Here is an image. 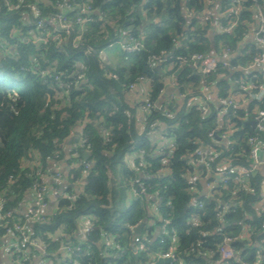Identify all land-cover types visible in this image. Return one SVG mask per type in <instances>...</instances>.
I'll return each mask as SVG.
<instances>
[{"label": "trees", "instance_id": "16d2710c", "mask_svg": "<svg viewBox=\"0 0 264 264\" xmlns=\"http://www.w3.org/2000/svg\"><path fill=\"white\" fill-rule=\"evenodd\" d=\"M139 1L22 0L16 10H10L5 1H0V199L4 210H12V217L8 219L11 225L14 222L26 223V216L19 212L25 196L31 192L33 184H46L43 177L54 175L49 164L63 159L62 145L75 126L83 125L82 135L86 139L76 151L77 158L73 155L67 160L74 164L78 161L82 166L89 163L83 192L76 197L70 190L61 193L46 221L32 222L29 229L32 239H41L46 244L47 253L60 257L55 264H70L58 253L61 241L79 247L72 256V262L76 264H147L155 261L156 253L166 249L174 233L178 239L176 253L182 264H208L204 255L212 254V261L218 260V247L224 238H235L245 224L254 229L253 242L264 237L261 229L264 211L256 207L264 180L258 169L248 179L252 192L236 183L232 175L226 182H217L210 197L193 193L187 181L191 171L188 163L197 159L195 152L203 147L210 149L212 156L206 161V166H198L202 172H218L224 164V169L250 166L248 139L255 136L264 143V133L244 124L243 117L253 119L254 105L264 109V103L252 100L245 111L233 108L219 123L218 110L209 102H206L209 107L207 113H202L197 106H186L190 97L200 96L197 89L200 76L190 66H185L172 71L179 92L185 95L183 105L168 114L154 107L146 118L145 130L139 133L129 107L123 103V91L143 77L151 82L148 97L156 103L163 84L154 66L156 59L152 57L160 56L162 51H173V55L182 57L193 53L208 56L210 53L209 41L205 38L209 25L192 19L186 39L182 40L185 35L181 31L185 24L182 7L191 13L201 12L209 4L208 0H148L144 5L147 14L154 13L159 20H150L142 33L138 32L140 20L136 8H132ZM65 3L70 4L72 10H63ZM239 3L241 8L236 26L231 32H223L216 40L230 51L240 50V55L232 62L233 66H249L254 57L260 55L261 49L240 43L243 34L250 29L248 23L252 22L255 9L260 7L264 12V0H240ZM30 5L39 9V18L58 13L67 16L69 33L54 39L56 31L37 26L38 18L33 15ZM84 6L91 8V13L85 16H92L94 21L79 35L74 47L80 24L75 20L76 13ZM234 6V3L231 6L227 3L222 6L223 11ZM129 7L132 11L126 14ZM96 10L115 19L118 27L95 21L93 13ZM129 26V34L134 39L139 34L144 36L143 47L134 54L125 55L127 66L112 68L99 59L98 52L117 41L121 31ZM14 30L20 32L16 37L13 36ZM178 41L181 42L179 47L176 46ZM87 48L95 53L87 55ZM77 64L83 67L84 76L79 86H75ZM225 74L226 68L219 63L205 81L207 86H215L218 97L229 99L232 90L223 78ZM261 78L259 76L258 80ZM68 82L72 85L65 87ZM248 109L251 110L248 112ZM156 121L168 126V135L175 139L174 148L165 155L153 152L155 148L150 145L147 135V130ZM231 124L235 125L232 131L229 129ZM104 131L107 132L105 137ZM84 150L89 154L86 162H82ZM139 150L145 152V164L139 165L138 159L135 164L149 174V178L141 180L148 186L145 193L127 204L128 180L138 178L123 161L127 153ZM82 166L77 170L71 166V181L80 177L84 171ZM55 185L58 186L52 184ZM196 185L199 189L198 182ZM150 195L155 197L157 214L152 217L154 223L148 230H157L159 235L152 243L148 241L151 237L145 240L140 236L147 247L137 252L132 247L129 227L147 219V197ZM194 198L195 203L192 204ZM230 199L236 204L233 211L217 218L218 205L222 201L227 204ZM198 202L203 204L201 210L196 207ZM88 214L95 217L92 221L94 228L85 241H78L73 236L77 220ZM193 216L198 218L197 225H191ZM215 230L221 234L213 233ZM203 233L206 234L203 236ZM2 235L3 228L0 227ZM106 235L111 236L110 243L106 242ZM160 239L163 243H159ZM246 242L239 239L232 242L241 256L248 249ZM252 257L247 260L252 262ZM166 264L178 263L171 261Z\"/></svg>", "mask_w": 264, "mask_h": 264}, {"label": "crops", "instance_id": "0c3cea01", "mask_svg": "<svg viewBox=\"0 0 264 264\" xmlns=\"http://www.w3.org/2000/svg\"><path fill=\"white\" fill-rule=\"evenodd\" d=\"M147 1L148 0H140L138 5L136 6L132 5L133 9L136 8L135 11L137 12L139 16V20H140V23L138 25L139 33H142L145 25L149 23L150 20H154V22L159 20V18L155 17L154 13H151V15L147 14V10L144 8V5ZM184 1L186 0H182V2ZM222 4L227 5V2L223 3V0H213L211 3L206 4V6L203 8L201 12H192V13L188 12L185 7H182L181 12L185 19V24L181 28V31L185 35L184 38H182V40L188 37L186 32L190 29L189 25L192 19H195V20L198 19L197 17H195V15H199L201 17L205 16L208 18L206 22H203L204 24L209 25V30L207 34L205 35L206 36L205 38L209 41V46H210V53L208 56L213 58L217 64L221 63L223 67L226 68V74L223 76V78L226 79L227 83L230 85V89L232 90L230 92L231 94H234V99L236 98V101H235L236 104L231 105V106L233 108H237L240 110L242 109L245 111L247 110L249 103L252 102V100L254 101H257V100L252 99L250 97L251 96L250 93H252L251 89H248L249 93L247 94L246 97L242 96L240 85L247 83L248 81H253V82L257 81L259 78V75L262 74L264 67L253 66L249 68L248 66H233L232 62L233 60L237 59V57L240 55V50L234 51V52L233 51L228 52L227 48H225L224 45H222L216 40L218 36L223 33L221 26L225 23L224 18H223V7H222L223 5ZM131 11L132 9H130L129 7L127 10H125V13L129 14ZM90 13L91 12H89L88 14ZM93 14L96 17L95 21L98 20L102 23H106L116 28L119 25V23L115 19H111L108 15H105L104 13H101L98 10L94 11ZM24 19H27V18L25 17ZM129 19L132 21V18L129 17ZM198 20L200 21V19ZM93 21L94 20L91 16V18L88 17V21L80 22L77 28L78 35L75 37V39L77 38V40H79L80 38L79 35L80 34L82 35L83 31L85 29H88V27L92 25L91 23ZM259 26L260 24L258 23L257 19L253 17L252 22L250 21L248 23V27H250V29L248 30V32L243 34L242 42L240 43V45L243 44L242 46H244L248 44L249 46H257L253 41L251 33ZM130 29H131V26L124 29V31H121L118 37L119 39H117V41L109 44L107 48L100 50V52H102L101 57L102 59L107 61L106 64L108 66L115 68L116 66L124 67L128 65V61L126 60L125 55L134 54V53L126 52L123 47L127 43H129V37H133L131 34H129ZM143 38L144 36H141L140 34L138 36H135L134 43H140L141 47H143V42H144ZM191 41L193 42V39H191ZM176 44H177L176 46L179 47L181 45V42L178 41ZM215 46L218 48L219 52L216 51ZM242 46H240V49H242ZM122 55H124V58ZM213 55H216L218 57V60ZM177 57L179 56L173 55V51H169V52L162 51V54L160 56L155 55L152 57L156 59V61L154 62V66L158 73L159 80L163 84V89L159 95V98L154 104L155 109L161 112L162 110H164L165 113L163 112L162 113L168 114V113H172L175 109H178L181 105H183L185 95H182L179 92L178 87L175 83V76L172 71L174 69H181V68L183 69L185 66H188V67L190 66L193 72L196 73L198 76H200L199 77L200 81H199V84L197 85V89L200 92V96L196 95L197 97L196 96L190 97L188 101L186 102V106H192V105L197 106V105H201V104H205L206 102H209L218 110V120H219V123H221L223 116L229 112V111L227 112V107L229 106L225 107L226 99H222L217 96V90L215 86L209 85L207 89L204 88V85H202V80H203L202 76L200 75L196 65L191 64L190 62H186V61L180 62L176 59ZM184 58L185 60L186 59L188 60L190 58V54H187V57L184 56ZM166 60H168L169 62L166 63L165 62ZM77 67L78 68L76 72L79 70H83V67H81L79 64H77ZM144 82H147V83L142 86L141 83H144ZM133 85H134L133 88L130 89L128 87L127 89L123 91V95H124L123 103L129 107L130 109L129 114L134 118L135 125L139 133H142L147 126L146 118L150 114V111H147L143 108V104H144L143 100L149 95V92L151 89V82L148 79L143 78L142 80H139V79L136 80ZM140 86L143 87L141 91L138 90L139 88H141ZM138 92H141V94L138 95ZM257 107H258L257 105H254V107L252 108V112L254 114L257 110H259ZM207 109H208L207 112H209L208 106H207ZM248 121H253V119L250 120V119H247L246 117H243L244 124L245 122H248ZM246 125H249V124H246ZM249 126L251 127V129L254 130L255 127L253 128L251 125ZM82 127H83L82 124L75 126V128L72 131V134L67 138V140L62 145L63 159L57 160V161H51L49 164V169L53 173L60 172L62 175V179L60 181L55 180L53 178V175L49 177H43L47 184H50L52 186V184L55 183L59 186V192H55L54 189L52 188L48 191L46 195L47 208L44 211L46 214H51L54 211L56 203H57V197L59 194L63 192L65 193L67 190H70L72 194L75 195L76 197L78 194L83 192L85 176H86V172H85L86 168L82 166L80 162L78 163V161L77 163L75 162V164L74 162L73 163L67 162V160L70 159V157H73V155L75 156V158H77L78 155L76 154V151L79 147L83 145L84 137L82 135ZM234 127L235 125L233 124L229 125L230 131H232ZM167 128L168 126H166L164 123L156 121L153 123V127L147 130V135L149 136L150 145L155 148V150L153 151L154 153H159L158 152L159 148L165 147L168 150L165 149L164 153H159L161 155L162 154L165 155V154H168L169 151L174 148L175 139L168 135ZM106 133H107L106 131L102 132L104 137L106 136ZM202 149H206V148L203 147ZM85 152H88V151L84 150L83 153ZM144 153H145L144 150L133 151V152L127 153L124 157L123 162L126 164L128 168H130L132 171H135V173L137 174V178H138V180H132V179L128 180L127 188H126V195H125V200L127 204L135 200L139 196V194H142V193L136 192V189L140 184H142L146 188L148 186L145 182L141 180H146L147 178H149V174L142 172L143 170L141 171L140 169H138L135 164L136 159H138L139 165L145 164V160L143 157ZM165 161L166 159L163 160L164 163ZM82 162H86V161L82 159ZM188 165L191 167V171H189L188 176H187L188 184H189V181H195V184L197 182L199 183V189H197L195 186L192 187L189 184L190 187H192L191 191L193 193H196L199 196L210 197L212 195L210 184L212 183L214 186V183L216 184L217 182H221V177L223 175V172L221 171L224 170V167L226 164L220 166L218 168V172L217 171L207 172L206 170H203L202 172L201 169L200 170L198 169L199 163L195 161H189ZM71 166H74L75 170H77L78 166H82L84 168V171L81 172L80 177L74 182L71 181L72 175H70V173L73 171V167ZM257 169H258V172L261 173V175L264 177V146L262 147V151L259 156V163L257 165ZM81 182H83L82 188L79 187V184ZM261 191L264 194V180L261 184ZM31 196H32L31 192L25 196L23 200V203L25 205H27L31 201L32 199ZM154 198L155 197L153 195H150L147 197V200H148L147 205L149 206L148 211H147V214H148L147 219L129 227V230L132 233V236H131L132 247H136L134 243L135 237L141 236L145 240H147V237L148 238L151 237V239H149L148 241L152 243L156 240V238L159 235V232L157 230H153L152 232H149L148 230V228L151 227L152 224L154 223L152 217H155L157 214V205H155L154 203ZM194 201H195V198L192 200V204L195 203ZM220 204L225 205V202L222 201ZM256 207L259 209L258 206ZM94 218H95L94 215L88 214V215L80 217L77 220V225L75 226V233L73 234L76 240L83 242L88 238V234L86 233V228L89 225V223L94 220ZM26 223H28L29 227L31 226V222H29L28 220ZM141 223H143V225L139 229V232L136 234L135 228ZM92 225H93L92 226V229H93L94 224ZM253 230L254 229L251 228L248 224H245L243 225L241 229V233L239 235H236L235 238L239 239V241H247L246 247H248V249L246 250L244 256L242 257H244V259H248L253 256L252 258L254 260L252 259L253 260L252 262H255V261L261 260L262 253L260 252V255H259V253L257 252L261 251L263 247L260 248L259 246L260 239L254 242L251 239ZM106 236L107 237L105 239H108V241H110L111 236L110 235H106ZM1 246L2 245L0 244V264H15L11 259H9L5 255L4 249H3L4 247H1ZM250 246H252V248H249ZM49 256L53 258V261L49 258ZM49 256L45 258L42 255L33 256L30 264H55L59 262V260H57L58 257L56 256L55 253H50ZM204 256L206 257L208 264H225V263H220L218 260L212 261L213 260L212 254L207 253V255H204ZM156 261L157 259L155 260L154 264H156Z\"/></svg>", "mask_w": 264, "mask_h": 264}, {"label": "built area", "instance_id": "2783aa9c", "mask_svg": "<svg viewBox=\"0 0 264 264\" xmlns=\"http://www.w3.org/2000/svg\"><path fill=\"white\" fill-rule=\"evenodd\" d=\"M0 1H5V5L10 9V10H16L20 7V4L22 0H19L20 2L16 3H10L9 0H0ZM212 0H208V3H211ZM240 0H234L232 3L235 4L234 7H230L229 9H225L223 11V18H224V24L221 26L222 32H231L232 29L236 26L237 21H238V14L240 12ZM30 9L35 17L38 18L37 20V26L38 27H43L44 29H53L56 31V34L53 35L54 39H59L62 37L64 34L69 33V24L70 20H68V17L65 16L62 13H58L55 15H51L46 18H39L40 11L37 9L35 5H30ZM63 10L69 11L72 10V7L70 4L65 3ZM89 12H91V8L89 6H84L82 10L76 13V22L80 23L83 21H88L87 15ZM200 21L206 22L208 20L207 17L205 16H199L195 15ZM255 19H257L258 23L260 24L259 27H257L251 34L254 43L261 49V53L259 56L254 57L252 64H250L248 67H253V66H262L264 67V12L260 7H257L255 9V14H254ZM80 39V38H79ZM79 40L74 39V44L73 46H77L75 44ZM124 50L128 53H135L140 51L141 49V44L140 43H134V38L129 37V43H127L124 47ZM87 55H92L94 54V50L91 48H87L86 50ZM229 52L230 50L227 49ZM102 52H98V57L99 59L106 64L107 61L102 59ZM180 62H190L191 64L196 65L198 68V71L200 75L202 76V85H204V88L207 89L208 86L206 84L205 78L216 68V61L211 58L210 56H205L200 53H193L190 55V58L185 60L184 57L179 56L176 58ZM258 76V75H257ZM259 76H262L260 80L257 81H248L247 83L241 84L240 89H241V94L242 96H247L248 89H251L252 93H250V97L252 99H255L257 101H261L264 103V68L262 74ZM83 70H79L75 72V86H79L83 83ZM114 77V76H113ZM255 78V76H254ZM143 77H140L139 80H142ZM72 85L71 82L65 83V87H69ZM134 85H129V88H133ZM143 108L147 111H151L154 108V103L150 100L149 97H146L144 100ZM236 98H229L226 99L225 102V107L231 106L236 104L235 103ZM197 108L202 112L206 113L208 111L207 109V104H201L197 105ZM163 113H165L164 110H162ZM253 121H255V129L257 132H263L264 133V109H259L255 112ZM213 135V134H212ZM224 137V136H223ZM86 142V139H84ZM248 144L250 146V152H249V157L252 161L250 166L248 168H234V167H229L221 172H223V175L221 177V181L226 182V180L229 178V175L233 176V179L236 183H241L242 188L246 189L249 192L253 191V188L249 186L248 179L253 175L254 171L257 170V165L259 163V156L262 151V147L264 146L263 142H259L255 136L249 137L248 139ZM165 147H160L158 152L159 153H164L165 152ZM212 156L211 150L210 149H201L197 150L195 152V157L197 158L195 162H198L199 165L206 166V161L208 158ZM83 166L87 169L89 164L88 163H83ZM235 174V175H234ZM53 178L55 180H61L62 175L60 172H55L53 175ZM44 179V178H43ZM46 182V181H45ZM189 184L194 187L195 181H189ZM211 191L212 193L215 192L216 186L214 183H211ZM54 189L55 192H59V187L58 186H48L47 183L45 184H33L31 187V201L27 205H21L20 211L22 214L26 216V219L29 222H40L43 223L46 221L47 215L44 211L47 208V202H46V195L50 189ZM146 191V187L140 184L136 192L138 193H144ZM61 195V194H59ZM58 195V196H59ZM73 198V196H70ZM236 204L233 201V199H230L229 203H225V205L219 204L218 207L216 208V217L221 218L222 215L225 212L228 211H233L235 208ZM259 207V210L261 212L264 211V194H261L260 200L258 201L257 205ZM197 209L201 210L203 208L202 202L197 203ZM24 211V213H23ZM195 215V214H194ZM12 217V210H4L3 208V200L0 199V227L3 228V235L0 236V244L2 245L1 247H5L6 245L8 246L7 250L10 252L12 261L15 264H30L33 256H39L42 255L44 258L49 256L50 253H47L45 248L46 244L43 243L41 239H32L31 238V233H29L30 227L28 226V223H17L14 222L12 225L9 223L8 219ZM27 222V221H26ZM191 225H197L198 223V218L196 216H193L191 219ZM92 221L89 223V225L86 228V233L89 234V232L92 230ZM261 229L264 231V223H261ZM213 233L220 235L221 233L217 230H215ZM206 233H203V236ZM236 238H231V237H225L223 240V243L218 247V261L220 263H225V264H264V237L260 239L259 246L262 248L261 251H258L257 253L260 252L261 254V260L260 261H255V262H250L247 259H244L237 249L233 246L232 242ZM5 242V243H3ZM106 242H109L108 239H106ZM134 243L136 245L135 250L137 252H141L145 250V245L142 242L140 237H135ZM159 243H163V240L160 239ZM26 245V246H25ZM178 246V239L176 235L173 233L170 238L169 242L167 243L166 249L164 251H159L158 253L155 254L154 258L155 260L158 258H163V259H170L172 262H176L178 264H182V260L177 256L176 250ZM74 251H79L78 246H71L67 242H60V248L58 253L60 252L61 257L67 258L69 260L70 264H76L74 261L72 262V256L74 254ZM260 257V256H259ZM60 260V257L58 258ZM149 263V264H154ZM148 264V263H147Z\"/></svg>", "mask_w": 264, "mask_h": 264}, {"label": "rangeland", "instance_id": "374dc122", "mask_svg": "<svg viewBox=\"0 0 264 264\" xmlns=\"http://www.w3.org/2000/svg\"><path fill=\"white\" fill-rule=\"evenodd\" d=\"M232 1H234V0H226V2L228 3V4H230V6L232 5ZM20 34V32L19 31H15L14 30V32H13V36L14 37H16V36H18ZM3 41H4V43L6 44V43H8L5 39H2ZM217 60H218V57L216 56V55H213ZM147 82H144V83H141V85L143 86V85H145ZM141 87V86H140ZM143 89V87H141V88H139L138 90L139 91H141ZM141 94V92H138V95H140ZM145 94V93H144ZM231 97L232 98H234V94H231ZM251 109H248V112L250 111ZM79 187L80 188H82L83 187V182H81L80 184H79ZM22 205H25L24 203H22ZM7 248H8V246L6 245L3 249H4V253H5V255L9 258V259H12V257H11V254H10V252L7 250Z\"/></svg>", "mask_w": 264, "mask_h": 264}, {"label": "water", "instance_id": "95a60500", "mask_svg": "<svg viewBox=\"0 0 264 264\" xmlns=\"http://www.w3.org/2000/svg\"><path fill=\"white\" fill-rule=\"evenodd\" d=\"M232 106L227 107V112L232 110ZM245 124H249L251 125L253 128L255 127V121H248L245 122ZM88 152L83 153V160L85 161L88 157ZM143 223L139 224L136 228H135V233L137 234L139 232V229L142 227ZM171 262L170 259H163V258H158L156 261V264H165V263H169Z\"/></svg>", "mask_w": 264, "mask_h": 264}]
</instances>
